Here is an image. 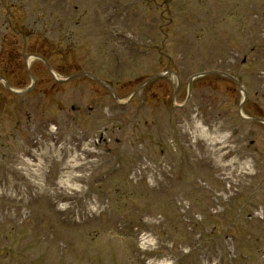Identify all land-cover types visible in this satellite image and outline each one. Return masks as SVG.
Returning <instances> with one entry per match:
<instances>
[{
    "label": "rangeland",
    "instance_id": "374dc122",
    "mask_svg": "<svg viewBox=\"0 0 264 264\" xmlns=\"http://www.w3.org/2000/svg\"><path fill=\"white\" fill-rule=\"evenodd\" d=\"M98 1L100 3H103L106 0H0V36L4 31L3 25L6 21L5 16L7 12H11L8 17L14 18L12 22H22V27H29L31 30L33 29L32 31H35V28H37V24H44L46 25V28H51V23H59L63 25L61 26L63 31L59 33L68 34V32H73V38L75 39L74 42L77 44V46H75V48L72 50L64 49V52L61 55V59L63 61L58 55H49V57L47 56V64L49 65L50 69L54 72H57V74H61L55 75L56 78L67 77L66 74L73 71L92 74L98 79H104L106 80V82H110L109 84L113 86L112 89L114 88L113 91L115 93V97L119 100H122L123 102H126L128 100L127 98L131 96V93L133 92L132 89L140 84L143 78H151L153 74H158L160 71L165 70L167 68V64L173 63V68L179 71V73L177 72V74L181 78L179 83V90L177 91L175 88L176 79L168 78L169 76H166L167 81L163 80L159 85L157 83V85H150V87L147 88L146 92L144 93L143 97L145 95L148 96L149 92L154 91V93H156V97L160 98L161 95L165 93V89L161 88L162 85L164 87L166 84H168L167 88L171 87L172 90H169L167 92V95L171 96V93L174 91L173 97L175 98V102L177 104L183 103L185 97H191L190 104L196 107V110L199 114L198 119L200 121L203 120V123L208 124V126L210 127L214 124H217L219 131L230 135V137L223 142L219 140L215 142L218 161L211 163H216L215 165L218 169V173H216L215 176L211 175V173L202 175L204 179H208L210 181V184L216 186H224L227 183L231 184L232 187L230 189V192L225 190L223 191V193H227V195H224L226 200L230 198L229 193L234 192L232 191L234 188L233 183H246V181L250 180L249 174H245L242 171V168L245 166L244 164H229V160L237 159L238 161L244 162L245 160L251 159L250 165H254V169L259 166L261 170V172L255 176V179H263L264 169L262 167H264V156L262 157V155H264V126L260 127L255 124L254 126H251L249 124H245L249 123L248 121L243 120H246L245 118L251 117L250 113L252 109H250L251 104L249 102H252V100L250 99L252 97H255V93H257V88L253 87L254 76L258 75L257 78H260L259 76L261 74L264 75V73L251 74L256 73L261 65L264 66V54H262V46L264 45V43L261 44L256 41H252V44L254 46L250 51L249 47L246 48V46L244 45L245 39H249V35H252L250 33H247V29L250 28L251 30L256 31L258 27L256 23L248 25V27H246L242 31H238L236 26L233 27L229 25L230 20L235 17L233 15L235 11H232L231 7H238V10L247 11L249 8V4L251 5V8H254L253 3L259 4L261 1L256 0L254 2V0H192L188 3V5H184L185 1L158 0V8L165 11V13H162L161 16L164 18H169L171 16L173 20L169 24H167L168 20H160L158 23L160 24V26L159 28H156L157 31H155L153 28V26H155L157 22L156 20L153 21L151 17V8L153 7H149V9H147L148 14L144 11H140L138 13L135 8H130V17L126 19L124 16V9H122L121 11L119 6L126 5L125 3L135 1L110 0L112 6L109 5V7L104 11L105 13L109 14V12H111L112 14L109 24L105 21V19L99 18V15L102 12L100 8L99 12H97L98 7L96 4ZM200 1L201 4L204 3L205 5H207L206 7L209 8L205 13H201L199 15L201 22H203L201 27H203L204 29L201 30L199 28V30L202 32V36L204 37V39L198 42V40L195 39L197 36L196 32L199 31L197 30L196 26H199L201 22L197 24V19L190 16L192 23L188 25L185 22V17L188 7L196 9ZM155 5L156 4L154 2V6ZM229 7V12L233 13L229 14L228 17L227 11ZM35 9H40V11H42L41 15H43V18L40 21H38L39 16L37 14H31V12ZM212 9L214 12H212ZM153 12L155 15H157V12ZM210 12L214 13L215 17L218 16V19H215L214 21L211 19V17H207ZM142 13L145 15V17H148L147 20L145 18L146 23H143L142 21ZM134 14L138 15L133 16ZM83 16L86 17L85 23L83 21ZM240 16H242L243 19L247 18L245 17V15ZM20 17L23 18H21V20H15L16 18ZM220 17H224L222 18L224 20L217 22L221 19ZM52 18L54 19L53 22ZM36 21L37 24H34V22ZM26 24H28V26ZM110 29L119 33L122 32L128 37L131 36L133 39V48H131L130 50L129 47H127L128 43H126L121 45L120 50V48L114 46V43L112 44L108 42V39L104 38L101 31L106 30L105 33L109 34L108 31ZM22 32H25V30L23 29ZM180 32L185 34L187 42H189V44L176 43V40H173V38L175 37V33ZM52 34H58V31H51L50 33L47 32L44 35L52 38ZM1 40L2 38H0V41ZM40 40L41 38L31 39L29 40V44L32 45V43ZM6 44L7 42L3 41L2 47L6 48ZM146 47H150L152 48V50L155 49L156 51L150 52L149 54H144L141 57L140 53L141 51L146 52ZM110 49L111 51L116 50L118 52L115 60L113 56L109 59L106 58V54L109 53L108 51ZM111 51L109 54L112 53ZM87 53H89V56L91 58L93 57L94 59L88 60ZM155 55L159 61V64H156V62H154L153 60V57ZM163 64L166 65L164 66ZM1 66L2 64H0V67ZM39 66L40 65L38 64H33V66L32 64H30L28 68H26V66L25 68L22 66L21 68L14 67L11 74H9V72L7 71L5 73H7V77L17 79L15 74H17L19 70H21L22 76L24 75L26 76V78H32L33 76H35L34 79H37V82H40L39 80L43 81L44 79L45 81H43V83L46 82V85H51L53 88L56 84L51 80L50 77L45 75L47 74V71L44 70L45 66L43 65L44 68H39ZM216 71L219 72V74L225 72L230 76L232 75L235 78L236 84L234 83V81L228 82V80H225L219 74L216 75ZM201 73H205V76L198 79L192 77L193 75ZM28 74L32 77H29ZM2 75L3 72L2 70H0V78L2 77ZM48 78L50 80L47 82ZM0 81L4 80L0 79ZM258 81L260 80H257V84H261V82ZM81 83L83 87L82 93L91 95V98H87V100L84 102L77 101V97L80 94L78 95V93L72 90L69 91V85L64 84L62 86L58 84L60 85L58 86L60 87V90L61 88H64L62 93H60L59 95V97L64 101L61 103L62 107H64V105H66L67 103L73 106L75 105V107H83L85 112L88 108L95 106V104L97 103V97L99 95L95 93L97 92L93 86V83L95 82L90 79H83ZM153 87H155L154 90ZM1 89H3V87H1L0 85V90ZM156 90L158 91L155 92ZM245 92L248 93L244 95ZM262 92L264 93V89ZM224 94L230 95L231 97L233 95L237 97L238 107H236L235 104L232 105L228 103V100L225 99ZM259 95L261 96L262 94ZM243 96L245 97V99L247 96L249 97V99H244V101H246L244 104H242L241 102ZM137 98L133 99V105L128 109V111H133V108L138 104L139 100ZM145 99L148 101L150 107H152L154 100L151 97H145ZM19 102V100H16L17 104H19ZM240 102L242 106L241 104L239 105ZM110 103L111 101H109V104ZM262 104H264V101ZM40 106V104H35V115L32 116L34 117V120L26 118L24 120V125L25 130H29L30 128H32L35 135L37 134L42 137H45L47 135L46 132H48V128L50 125H53V127L56 128V131H59L58 135L60 136V133H63L64 131L70 129L68 127L70 126L68 125V123H71V118L75 119L74 123L77 122L79 123V125L81 124V129L84 127V125H82L83 123H87L88 120L91 121L92 119H94V117L89 116L82 123V121L78 120L77 117L75 118L67 114H64L62 116L60 114L61 111H59V108L56 106L48 107L44 112L40 113ZM107 107L108 106H105L104 108ZM96 108L99 110V112L103 109L102 106H96ZM116 110L118 111V113H123V111H121L120 109ZM253 110L258 111V114H262L264 116V108L263 110H259V108H253ZM186 111L188 112V109ZM233 111H236V115H233ZM174 112L167 113V110H165L164 112H161L160 118H163L165 116V119H170L169 117H171ZM114 113H116V111ZM106 115L107 114L104 115L101 112L99 118L102 120H105L106 118V121H108V117ZM135 115L136 114H134L132 119L126 118L125 120H123L125 122L124 126L122 125V122L117 123L118 133H115V135L113 136L115 142L112 145H108L110 147L109 151H111V153L116 152V150L119 149V146L125 147V149H132L140 146V143L136 140L135 136L130 138V134H133V132L130 133V130L128 129L130 126L127 125L129 122L133 121L134 118H136L138 122L142 123V114L139 113L136 116ZM239 116L241 117L242 122H245L244 124H242V127L245 129H242L239 124L238 126L234 124V122L238 121ZM26 121H29V123L26 124ZM168 122L169 121H166L165 124H167ZM166 128H168L169 131L174 130L173 127ZM214 132L215 129L212 130V133ZM251 142H253L254 146L251 145ZM17 148L18 146L10 147V151L8 152L9 159H5V162L13 159V155L11 154H13ZM12 149L15 150L11 151ZM203 151L204 149L201 148V166L202 171L204 172L206 165L209 161H211V157L208 156L207 153H205V155L203 156ZM107 160L108 157L104 156L103 161L107 162ZM113 165L114 164L109 165V168ZM250 165L246 164V166ZM1 178L2 179H0V181L6 180L4 177ZM191 180V177L187 175L185 181H187V183H190ZM111 183L113 196L116 197L120 194V185L117 186L114 182ZM180 184L181 183L176 184L178 190L175 191V194L179 193L178 195H181V189L179 187ZM108 185H106V187H108ZM188 186L190 189H193L192 183H190ZM123 190H125V194L133 192V190L129 188H123ZM5 194L6 192H0V260H2L3 256H6L3 253H5V251H8L7 246H5L6 244L2 243V240L5 239V236L2 233H6L7 229L5 225L9 224L8 219L11 220V218L16 215L17 220L19 216L18 214H20H8L6 211L10 205H13V208L18 209V206H20L22 203L17 200H12L9 196H4ZM133 198L137 201H134ZM129 199V209L123 207L122 203H111L110 208L106 209V213L103 214L106 215V217H102L98 220L100 223V225L97 226L98 229L102 231L110 229V225L114 222V219H119L120 215H123L124 219V217H130L131 214V219L135 220L134 224L136 226H145L142 223L141 218L156 214H158V216L161 214L162 217L166 218V213L169 211H173L172 208L169 207L167 200L158 201L160 208L159 211H157L156 208H152V199L145 194L144 190L136 193V195L129 196ZM35 200L36 199H33L32 201ZM257 202L260 205L264 206V199H258ZM191 203L194 206L195 211L203 208V206H201L202 203L200 199L197 200L194 196H191ZM250 203L253 204L252 200ZM230 204H232V201H230ZM154 209L156 210V212ZM235 209L236 208H233L231 210L229 206L225 208V210L231 211V214L235 213ZM244 209L245 210L243 211V213L245 217H243V222H239L238 225L229 227L230 225H232L229 224V222L233 221L235 215L225 217V224L217 225L215 234H219V238H216L215 240L210 238L209 241L211 249L212 246H216L217 249H212L210 255H207L205 252L206 256H203V258H208L211 260L216 256V252L219 256L222 255L223 257L224 255L225 258L223 260H227L225 253L227 255L235 254L233 262H235L236 264H239L241 260L264 264V250H262L261 252L260 250L256 251L260 248H264V239L256 242V235L264 233V217H262L261 220L254 219L253 217H251L252 211L250 210V208L248 207ZM45 213H48V211H33L31 212V215L36 216L38 221H41L40 217ZM140 214H144V216H141ZM108 224L109 226H106ZM132 224L133 223H130V225H128L129 231H133V229L130 228ZM153 224L154 223L150 220L149 224H147L145 228L148 230L152 226H155ZM53 226L55 227V223ZM213 226L214 225H211V223L205 224L204 227L208 228V230H204V233L206 235H209ZM191 230L192 232L188 233V229L182 228V226H179V228L166 229L165 231L160 233L162 242L160 243L159 247H162V251L167 248L171 249L170 245H173L175 248L179 245L190 247V244H192V241L190 240L194 237V235H196V231L194 230V228H191ZM18 233H20L19 235L23 237L15 245V249L17 250V254L15 255L16 260H18L20 255L31 256V247L32 245H34V242L36 240V238L34 236L32 237V234L27 233L24 228L16 231V234ZM55 233L56 236H60V238H63L65 240L67 239V241H71L72 239H75L76 236H78L77 233L70 232L68 230H63L61 232L55 231ZM229 235L231 236L229 237L230 243L223 245L222 242L224 238L228 237ZM149 236V238H151V240L157 247V238L155 234L151 233ZM165 241L169 244H167ZM126 248L127 245L123 248V250H126ZM179 250L181 251L182 249ZM118 252L119 253L117 254V258L128 260L126 251L118 250ZM181 252H179V254H181ZM53 254L54 253L52 252L50 256H52ZM194 255L201 257V251ZM105 257L106 259H108L109 256ZM216 260L220 259L218 258ZM193 262L194 261L191 260L186 261L183 264H193Z\"/></svg>",
    "mask_w": 264,
    "mask_h": 264
}]
</instances>
